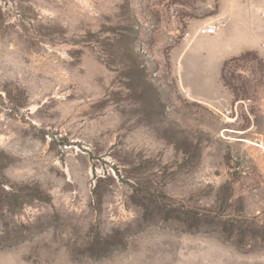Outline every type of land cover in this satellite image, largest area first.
Listing matches in <instances>:
<instances>
[{"label":"rangeland","instance_id":"374dc122","mask_svg":"<svg viewBox=\"0 0 264 264\" xmlns=\"http://www.w3.org/2000/svg\"><path fill=\"white\" fill-rule=\"evenodd\" d=\"M0 264H264V0H0Z\"/></svg>","mask_w":264,"mask_h":264},{"label":"built area","instance_id":"2783aa9c","mask_svg":"<svg viewBox=\"0 0 264 264\" xmlns=\"http://www.w3.org/2000/svg\"><path fill=\"white\" fill-rule=\"evenodd\" d=\"M205 32H207L209 34H215L217 32V26H211V25H209L206 28V31Z\"/></svg>","mask_w":264,"mask_h":264},{"label":"snow or ice","instance_id":"6c2138e0","mask_svg":"<svg viewBox=\"0 0 264 264\" xmlns=\"http://www.w3.org/2000/svg\"><path fill=\"white\" fill-rule=\"evenodd\" d=\"M5 191H9L7 188H5Z\"/></svg>","mask_w":264,"mask_h":264}]
</instances>
